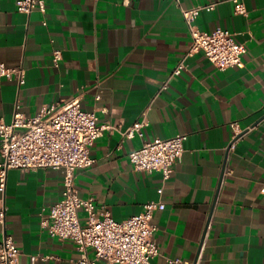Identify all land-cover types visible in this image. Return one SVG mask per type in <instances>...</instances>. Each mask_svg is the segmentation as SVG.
Masks as SVG:
<instances>
[{
    "label": "crops",
    "instance_id": "obj_1",
    "mask_svg": "<svg viewBox=\"0 0 264 264\" xmlns=\"http://www.w3.org/2000/svg\"><path fill=\"white\" fill-rule=\"evenodd\" d=\"M18 1L0 0V65L23 67L26 81L0 77V121L81 97L99 125L113 128L93 146L94 165L76 172V189L119 222L146 203H164L153 220L160 255L152 264H264V0H244L246 16L231 0H45V13L29 15ZM212 3L196 26L234 33L247 48L244 66L220 70L198 53L174 75L192 45L182 10ZM144 114L143 137L124 138ZM232 123L243 133L230 150ZM184 134L183 159L168 181L135 169L131 152ZM64 190L61 169L9 172L0 210L19 264L80 260L74 241L53 238L42 225ZM80 219L87 220L85 211ZM5 229L0 224V244ZM88 254L95 258L93 249Z\"/></svg>",
    "mask_w": 264,
    "mask_h": 264
},
{
    "label": "built area",
    "instance_id": "obj_2",
    "mask_svg": "<svg viewBox=\"0 0 264 264\" xmlns=\"http://www.w3.org/2000/svg\"><path fill=\"white\" fill-rule=\"evenodd\" d=\"M178 1V0H177ZM235 13L246 16L248 9L244 0H231ZM217 3L183 9V16L192 37V45L174 71L179 75L186 67L187 58L203 53L218 69L225 70L243 67V56L247 53L244 44L237 41L235 34L223 28L203 32L196 21L203 11H213ZM17 10L31 14L33 11L46 12L45 0H19ZM62 53L54 51V62L59 65ZM0 77L15 79L19 85L25 84L26 71L23 67L7 68L0 65ZM167 85L163 86L165 89ZM99 99V97H97ZM146 114L127 130L124 138L143 137L147 126ZM110 125H99L95 113L83 109L81 97H73L56 104L45 105L40 113L32 118L17 112L11 123L0 121V190L5 191L8 174L11 170L32 171L56 169L65 172L63 199L53 205L42 225L53 238L61 241L72 240L80 252L76 264H152L160 255V247L155 239L157 227L154 216L163 211L162 202H149L143 211L124 221L113 219L109 210H99L94 197L82 198L75 186L76 172L89 169L95 163L91 150L96 141ZM234 137L229 149L235 148L237 139L243 133L238 123H232ZM188 135L170 139H157L146 143L129 157L138 171L160 172L164 182L173 173L174 166L183 159L184 143ZM264 192V187L262 189ZM80 211H85L87 220L82 222ZM0 224L6 227V210H0ZM93 249L95 258H89ZM20 251L12 235L5 229L4 240L0 244V264H19ZM167 264H197L182 259H167Z\"/></svg>",
    "mask_w": 264,
    "mask_h": 264
}]
</instances>
